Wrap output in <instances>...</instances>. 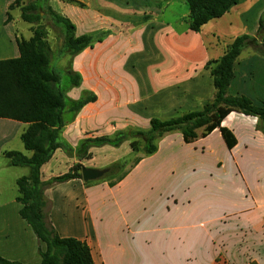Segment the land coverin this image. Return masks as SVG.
Segmentation results:
<instances>
[{"label": "crops", "instance_id": "crops-1", "mask_svg": "<svg viewBox=\"0 0 264 264\" xmlns=\"http://www.w3.org/2000/svg\"><path fill=\"white\" fill-rule=\"evenodd\" d=\"M15 1L0 0V60L17 58V42L29 40L35 27L22 20L21 7L10 8ZM76 1L85 7L47 1L74 26L76 37H101L65 69L82 79L68 98L76 101L82 92L96 97L62 130V139L72 148L83 139L130 127L147 130L152 118L199 111L214 94L207 63L220 59L237 37H255L264 15V0H240L196 33L187 29L188 9L174 21L165 17L172 8L186 5L185 0ZM14 9L20 11L16 16L11 15ZM103 10L147 21L136 27L120 25ZM257 50L246 48L238 57L228 94L261 104L264 54ZM221 127L235 139L231 149L218 129L191 144L175 132L158 141L153 155L133 156L141 159L124 169L119 182L118 174L107 181L72 180L47 189L51 225L61 238L86 243L94 264H264V124L232 112ZM27 128L0 119V258L39 264L40 244L20 218L16 202V181L29 169L10 165L3 155L16 151L31 156L20 139ZM126 146L90 152L112 154L115 163L130 156ZM84 161L56 150L40 168L41 181L67 173L76 163L84 167ZM136 195L147 197L148 209L130 204L123 209Z\"/></svg>", "mask_w": 264, "mask_h": 264}, {"label": "trees", "instance_id": "trees-1", "mask_svg": "<svg viewBox=\"0 0 264 264\" xmlns=\"http://www.w3.org/2000/svg\"><path fill=\"white\" fill-rule=\"evenodd\" d=\"M48 0H31L22 4L16 0L10 8L21 7L23 21L34 25L29 40H19V56L0 60V119H8L28 125L20 139L24 149L31 152L30 157L20 152H6L3 155L10 165L26 167L27 176L16 181L19 216L36 236L40 248L39 264H94L86 243L74 238H61L50 223L51 203L45 198L47 189L72 180H82L83 165L74 164L67 173L54 177L47 182L41 181L40 168L48 162L56 150L79 161L91 158L93 148H119L128 143L132 155L139 153L149 157L157 151V143L172 133H180L184 143L191 144L218 129L228 149L235 144L233 135L221 127L222 121L232 112L256 118L264 124V103L256 104L244 96H231L228 88L233 79V67L242 51L246 48L259 49L264 54V15L260 17L255 37L242 35L229 45L223 56L207 63L213 81L214 94L199 111L188 112L175 118L161 120L152 118L147 130L127 128L110 136L87 138L79 141L75 148L62 139L63 128L88 103L96 100L95 95L82 92L78 100L68 98L67 93L81 84V76L68 69L66 82L51 66L52 51L47 42L45 27L40 24L48 17L53 26L62 34L61 53L70 59L86 48L99 42L101 37L83 35L76 37L74 26L47 6ZM80 8L85 6L76 0H61ZM189 14L186 18L187 29L200 32L202 26L229 12L240 0H185ZM120 25L139 26L147 21L146 17L124 18L110 11H101ZM135 157L131 165L140 161ZM126 164L117 163L109 168L111 174L124 171ZM121 174V173H120ZM117 177L122 180L124 172ZM112 176V175H111ZM90 182H85L89 184ZM0 264H21L0 258Z\"/></svg>", "mask_w": 264, "mask_h": 264}, {"label": "rangeland", "instance_id": "rangeland-1", "mask_svg": "<svg viewBox=\"0 0 264 264\" xmlns=\"http://www.w3.org/2000/svg\"><path fill=\"white\" fill-rule=\"evenodd\" d=\"M27 2L28 1H31V0H26ZM187 6L186 5H183V6H177V7H174L172 8L170 11H168L166 14H165V17L167 20H171V21H174L175 18L179 15H181L184 10H187ZM20 13V11L14 9L12 12H11V15L13 16H16ZM126 18H133V17H126ZM43 25L44 27L45 26H48V30H46V33H47V40H48V44L51 48V51H52V61H51V66L54 68V70L59 73L61 75V78H62V83H61V86L65 84V82L67 81L66 80V74H65V69H67L69 67V64H70V58L68 56H64L62 53H61V47H62V34L60 32V30H54V28L51 26V22H50V19L48 17H44L43 19ZM53 28V29H50V28ZM128 146H126L127 148ZM128 151H129V147H128ZM24 153L26 154H29L27 151H24ZM123 154L126 153V151L124 152H121ZM138 155H141L140 153ZM101 156H105V162L104 163H101L99 162V158H101ZM133 156L132 154H130L129 157L127 156H124L122 158V160L120 161H117L114 163V156L112 154H106V153H100V154H94L93 156L91 155V158L88 159V160H85L83 162V164L85 165L84 167L86 166H97L98 168L97 169H104V168H112L116 163L117 165H121V163H124L126 164L125 168L124 169H129L132 165V162H133ZM142 156V155H141ZM121 171L119 170L118 172L116 171V174H111L110 172L108 174H106L103 178H101L99 181H107L110 177L112 176H116L118 174H120ZM112 175V176H111ZM145 191V190H144ZM147 202V197H141L140 195H136L134 197H131L130 200L128 201V203H125L122 205L123 209L127 208L128 204H130L131 208L133 209H148V204L146 203Z\"/></svg>", "mask_w": 264, "mask_h": 264}, {"label": "water", "instance_id": "water-1", "mask_svg": "<svg viewBox=\"0 0 264 264\" xmlns=\"http://www.w3.org/2000/svg\"><path fill=\"white\" fill-rule=\"evenodd\" d=\"M109 168L96 169L83 167L81 170V177L83 182H94L103 178L106 174L109 173Z\"/></svg>", "mask_w": 264, "mask_h": 264}]
</instances>
